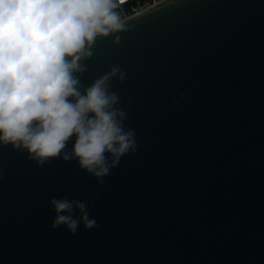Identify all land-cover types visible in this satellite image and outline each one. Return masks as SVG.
I'll list each match as a JSON object with an SVG mask.
<instances>
[{
	"label": "water",
	"instance_id": "1",
	"mask_svg": "<svg viewBox=\"0 0 264 264\" xmlns=\"http://www.w3.org/2000/svg\"><path fill=\"white\" fill-rule=\"evenodd\" d=\"M124 24L76 75L83 91L120 69L109 90L139 150L100 184L0 145V264H264V0H173ZM53 197L88 201L98 226L52 229Z\"/></svg>",
	"mask_w": 264,
	"mask_h": 264
},
{
	"label": "clouds",
	"instance_id": "2",
	"mask_svg": "<svg viewBox=\"0 0 264 264\" xmlns=\"http://www.w3.org/2000/svg\"><path fill=\"white\" fill-rule=\"evenodd\" d=\"M124 3L0 0V145L26 151L38 165L74 159L100 184L122 157L139 150L135 133L125 130L126 112L115 107L120 98L109 90L117 73L123 81L120 69L113 66L83 91L76 75L86 71L82 61L98 37L125 30L116 11ZM50 205L52 229L63 225L75 235L81 225L98 226L88 201L53 197Z\"/></svg>",
	"mask_w": 264,
	"mask_h": 264
},
{
	"label": "built area",
	"instance_id": "3",
	"mask_svg": "<svg viewBox=\"0 0 264 264\" xmlns=\"http://www.w3.org/2000/svg\"><path fill=\"white\" fill-rule=\"evenodd\" d=\"M170 1L173 0H125V3L120 5L116 11L120 13L125 22Z\"/></svg>",
	"mask_w": 264,
	"mask_h": 264
}]
</instances>
